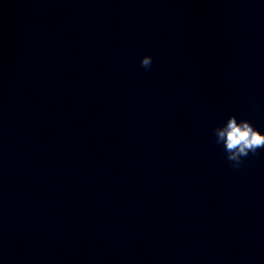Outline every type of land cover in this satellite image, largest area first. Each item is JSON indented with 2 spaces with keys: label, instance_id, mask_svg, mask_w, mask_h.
I'll use <instances>...</instances> for the list:
<instances>
[{
  "label": "clouds",
  "instance_id": "9594fccd",
  "mask_svg": "<svg viewBox=\"0 0 264 264\" xmlns=\"http://www.w3.org/2000/svg\"><path fill=\"white\" fill-rule=\"evenodd\" d=\"M153 58L145 55L140 60V66L149 70ZM215 143L222 145L225 158L230 162L234 170H239L249 154H257L259 149H264V133H261L254 125L246 120H238L235 115H230L220 126L213 129Z\"/></svg>",
  "mask_w": 264,
  "mask_h": 264
}]
</instances>
